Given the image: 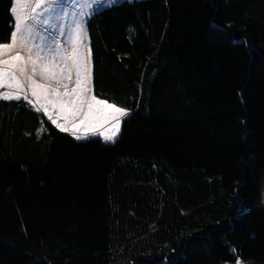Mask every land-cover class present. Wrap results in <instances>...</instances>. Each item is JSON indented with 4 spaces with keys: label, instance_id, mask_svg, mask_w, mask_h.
Listing matches in <instances>:
<instances>
[{
    "label": "trees",
    "instance_id": "1",
    "mask_svg": "<svg viewBox=\"0 0 264 264\" xmlns=\"http://www.w3.org/2000/svg\"><path fill=\"white\" fill-rule=\"evenodd\" d=\"M87 32L131 118L77 142L0 101V264H264V0L125 1Z\"/></svg>",
    "mask_w": 264,
    "mask_h": 264
},
{
    "label": "snow or ice",
    "instance_id": "2",
    "mask_svg": "<svg viewBox=\"0 0 264 264\" xmlns=\"http://www.w3.org/2000/svg\"><path fill=\"white\" fill-rule=\"evenodd\" d=\"M29 2L36 8L46 7L33 16L18 15L16 7L10 8L13 16L11 31L6 39H0V89L10 91H0V101H18L23 94V99L31 103L26 92L30 81L31 95L38 101L35 110L45 112L61 133L70 134L77 142H88L87 133L91 132L93 136H103L106 142L115 144L122 118H131L130 110L115 101L109 102L108 98L97 99L92 95L89 50L82 46L84 26L105 10L104 0H14L15 4ZM118 2L108 0V6ZM77 5L79 13L73 14ZM70 14H73L71 32L64 34L53 28L54 35L47 39L41 35L52 21L62 27ZM29 20L32 23H28ZM62 34L69 44L67 49L57 40ZM37 76L44 83H37ZM234 211L246 212L247 209L238 204ZM231 251L235 254L237 250L232 248ZM236 264H240L238 255Z\"/></svg>",
    "mask_w": 264,
    "mask_h": 264
},
{
    "label": "rangeland",
    "instance_id": "3",
    "mask_svg": "<svg viewBox=\"0 0 264 264\" xmlns=\"http://www.w3.org/2000/svg\"><path fill=\"white\" fill-rule=\"evenodd\" d=\"M125 1H134V0H119L118 4L122 3V2H125ZM13 7H16L17 8V14L18 15H28V16H33V15H38L42 12V10L46 7V6H40V8H36V6L34 5V3L32 2H29V3H25V4H15L14 3V0H13ZM103 7L104 9L105 8H108V0H104V4H103ZM75 11L73 14H77L79 13V6H75ZM73 14H70L68 15L65 20L63 21V26L61 27L60 24H58L56 21H52L50 22L48 25L45 26L44 29H48V30H51L53 28H56L58 30H60L62 33L64 34H67L69 32L72 31V27H73V19H72V15ZM28 23H32L31 20L28 21ZM53 32V31H52ZM54 33V32H53ZM58 39L61 40V45L64 47V48H69V44H67L65 42V36L62 34L60 36H58ZM63 43V44H62ZM82 46L83 48H86L88 49V53H87V56H88V62L90 64V67H91V78H92V61H91V52H90V47H89V37H88V32H87V24L84 26V29H83V33H82ZM40 80H43L41 77L37 76ZM28 83V82H27ZM30 85V83H28ZM91 84H92V79H91ZM74 87V85H73ZM0 91H4V92H7V91H10L9 89L5 88V89H0ZM11 91H15V90H11ZM26 92L29 96V100H31L32 102L30 103L32 106H34L35 108V105L38 103L37 99L35 97H33L31 95V93L29 92V89H27L26 87ZM92 95L93 94V84H92ZM21 99H23V94H21ZM25 100V99H24ZM27 102H29L28 100H25ZM41 114H43L47 119H48V116L45 112L41 111L40 112ZM54 115H57L59 116V113L58 112H54ZM131 115V114H130ZM126 118H122V122L125 120ZM49 120V119H48ZM50 123L55 126L51 120H49ZM59 122V120H58ZM122 122H121V125H122ZM56 127V126H55ZM121 131V130H120ZM68 134V133H67ZM81 135H84V132L81 131L80 133ZM70 135V134H69ZM89 139H94V138H100L103 142H105L106 144H112L110 141H105L103 136H100V135H96V136H93L91 132H88L87 133ZM120 136V133L116 136V140H118ZM74 138V137H73Z\"/></svg>",
    "mask_w": 264,
    "mask_h": 264
},
{
    "label": "water",
    "instance_id": "4",
    "mask_svg": "<svg viewBox=\"0 0 264 264\" xmlns=\"http://www.w3.org/2000/svg\"><path fill=\"white\" fill-rule=\"evenodd\" d=\"M130 114H132V113L130 112Z\"/></svg>",
    "mask_w": 264,
    "mask_h": 264
}]
</instances>
